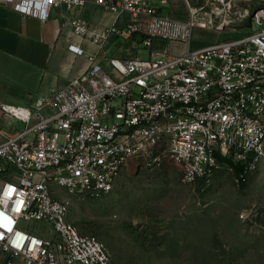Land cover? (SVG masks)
Here are the masks:
<instances>
[{"label":"built area","instance_id":"1","mask_svg":"<svg viewBox=\"0 0 264 264\" xmlns=\"http://www.w3.org/2000/svg\"><path fill=\"white\" fill-rule=\"evenodd\" d=\"M159 1L0 0L43 21L53 7L94 3L129 16L123 29L108 27L103 36L115 32L136 39L143 34L144 40L136 41L146 48L156 38L187 44L176 54L110 57L113 71L92 55L78 79L38 96L31 107L0 103V116L24 124L0 142V174L12 167L19 171L0 177L3 264H114L102 240L69 220L70 199L60 191L104 196L131 160L155 149L164 148L186 183L225 165L218 154L244 164L241 180L263 158L264 5L215 0L222 5L220 14L226 12L219 28L233 21L227 8L234 3L247 31L191 48L199 8L184 0L189 16L182 20L163 14L170 0ZM72 24L77 33H87L80 19ZM70 48L84 53L81 45Z\"/></svg>","mask_w":264,"mask_h":264},{"label":"rangeland","instance_id":"2","mask_svg":"<svg viewBox=\"0 0 264 264\" xmlns=\"http://www.w3.org/2000/svg\"><path fill=\"white\" fill-rule=\"evenodd\" d=\"M190 1L204 23L196 24L191 48L247 31L234 3L227 8L233 21L219 28L226 13L220 14L222 5ZM174 2L176 8L184 7V0ZM251 4L256 8L264 0ZM121 40L109 44L108 58L128 53L129 39ZM155 45L171 52L185 48L170 41ZM135 54L148 58L149 50L140 46ZM181 174L160 147L131 160L114 190L104 196L67 191L60 196L70 199L69 220L80 232L102 240L114 264H264V156L244 180L227 164L194 183L183 182Z\"/></svg>","mask_w":264,"mask_h":264},{"label":"crops","instance_id":"3","mask_svg":"<svg viewBox=\"0 0 264 264\" xmlns=\"http://www.w3.org/2000/svg\"><path fill=\"white\" fill-rule=\"evenodd\" d=\"M159 5V0H148ZM175 0H170L162 8H168V14L177 19L188 17L184 7L176 8ZM163 11V10H162ZM128 15H118L98 4H88L82 8L60 5L53 7L50 16L43 21L34 16H25L12 6L0 3V103H13L31 107L38 96H48L52 89L74 82L90 66L91 56L102 62L105 69L113 71L108 58V46L122 41L115 32L103 36L106 28L115 26L123 29ZM80 19L87 27L86 34L75 31L72 20ZM203 23V22H201ZM204 24V23H203ZM99 35L95 40L93 37ZM169 43L156 38L148 47L149 55L154 53L176 54L167 48L159 49L156 42ZM128 53L116 58L136 56L135 50L140 47L136 39L128 40ZM71 44L81 45L83 54L75 53ZM199 43L195 45H201ZM191 46V41H190ZM135 49V50H134ZM24 124L14 118L0 116V142L4 137L22 128ZM19 173L16 167L0 174L1 178H11ZM3 264V259H0Z\"/></svg>","mask_w":264,"mask_h":264},{"label":"trees","instance_id":"4","mask_svg":"<svg viewBox=\"0 0 264 264\" xmlns=\"http://www.w3.org/2000/svg\"><path fill=\"white\" fill-rule=\"evenodd\" d=\"M218 159L220 161H222L224 164H227V165L233 167V169L237 175H239L242 172V170L244 169L243 163H234L231 159H229V158H227L221 154H218Z\"/></svg>","mask_w":264,"mask_h":264},{"label":"water","instance_id":"5","mask_svg":"<svg viewBox=\"0 0 264 264\" xmlns=\"http://www.w3.org/2000/svg\"><path fill=\"white\" fill-rule=\"evenodd\" d=\"M163 14H164V15L168 14V8H164V9H163ZM135 38H136L138 41L142 42V41L144 40V35H143V34H136V35H135Z\"/></svg>","mask_w":264,"mask_h":264},{"label":"bare ground","instance_id":"6","mask_svg":"<svg viewBox=\"0 0 264 264\" xmlns=\"http://www.w3.org/2000/svg\"><path fill=\"white\" fill-rule=\"evenodd\" d=\"M198 25H200V26H201V25H203V23H201V21H199V22H198Z\"/></svg>","mask_w":264,"mask_h":264}]
</instances>
